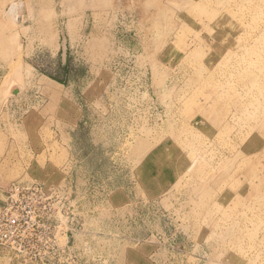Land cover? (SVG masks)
<instances>
[{
	"label": "rangeland",
	"instance_id": "374dc122",
	"mask_svg": "<svg viewBox=\"0 0 264 264\" xmlns=\"http://www.w3.org/2000/svg\"><path fill=\"white\" fill-rule=\"evenodd\" d=\"M17 184L0 264H264V0H0Z\"/></svg>",
	"mask_w": 264,
	"mask_h": 264
},
{
	"label": "built area",
	"instance_id": "2783aa9c",
	"mask_svg": "<svg viewBox=\"0 0 264 264\" xmlns=\"http://www.w3.org/2000/svg\"><path fill=\"white\" fill-rule=\"evenodd\" d=\"M30 189L29 187L12 185L11 188L7 191L8 194V200L6 204L0 209V213H2L3 217H7L6 220H9V216L12 214H16V207L15 204L17 203V198L19 194H22L23 191H27ZM15 219H18V216H16ZM6 235H3L0 237V247H3L8 244L9 240L5 239Z\"/></svg>",
	"mask_w": 264,
	"mask_h": 264
},
{
	"label": "bare ground",
	"instance_id": "6f19581e",
	"mask_svg": "<svg viewBox=\"0 0 264 264\" xmlns=\"http://www.w3.org/2000/svg\"><path fill=\"white\" fill-rule=\"evenodd\" d=\"M15 6H16V5H15ZM11 14H12V13H11ZM12 15H13V14H12ZM13 16H14V15H13ZM12 41L15 42L16 40H12ZM9 42H10V41H9ZM11 43H12V42H11ZM13 69H14V68H13ZM17 70H18V68H17ZM19 70H20V69H19ZM23 73H24V72H23ZM54 95H56V94H54ZM252 172H254V171H252ZM252 172H251V173H252Z\"/></svg>",
	"mask_w": 264,
	"mask_h": 264
},
{
	"label": "water",
	"instance_id": "95a60500",
	"mask_svg": "<svg viewBox=\"0 0 264 264\" xmlns=\"http://www.w3.org/2000/svg\"><path fill=\"white\" fill-rule=\"evenodd\" d=\"M17 93V92H16Z\"/></svg>",
	"mask_w": 264,
	"mask_h": 264
}]
</instances>
